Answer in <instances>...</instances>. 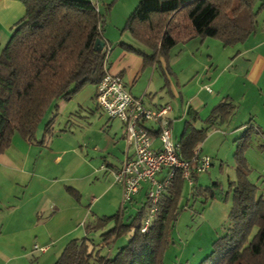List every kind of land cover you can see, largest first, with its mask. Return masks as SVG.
<instances>
[{
  "label": "trees",
  "instance_id": "1",
  "mask_svg": "<svg viewBox=\"0 0 264 264\" xmlns=\"http://www.w3.org/2000/svg\"><path fill=\"white\" fill-rule=\"evenodd\" d=\"M21 3L24 15L13 26L0 53V155L10 147L15 135L34 142L37 128L51 107L55 110L58 101L71 99L87 85L96 86L104 70H108L105 55L110 47L94 49L95 41L102 40L104 20L92 2ZM262 6L258 0H139L121 33H127L140 48L122 43L121 47L142 56L144 64L151 65L158 59L166 63L174 46L193 39L215 38L223 47L243 44L255 33ZM235 111L236 105L228 97L204 118L188 111L178 141L179 158L191 169L189 197L202 198V209L213 200L231 199L222 235L213 241L210 253L200 264H264V180L262 188L247 181L249 169L244 158L251 133L264 137V129L259 130L249 121L236 138L235 181H230L225 194L215 182L205 187L199 185V173L194 169L199 145L207 131L225 123ZM53 118L44 125L45 134L52 132ZM197 122L206 126L197 128ZM184 182L177 172L160 194L143 233L140 230L150 209L146 194L125 223L126 206L120 205L117 214L87 224L85 235L68 241L53 264H163L162 252L179 214L178 199ZM216 190L221 192L220 196ZM96 231L101 232L97 245L89 238ZM129 234L127 243L114 256L101 254L120 236Z\"/></svg>",
  "mask_w": 264,
  "mask_h": 264
},
{
  "label": "crops",
  "instance_id": "2",
  "mask_svg": "<svg viewBox=\"0 0 264 264\" xmlns=\"http://www.w3.org/2000/svg\"><path fill=\"white\" fill-rule=\"evenodd\" d=\"M258 3L263 6L257 15V29L242 44L241 50L236 55L241 60L248 57L252 62L251 67L257 70L259 76L261 72H264V0H258ZM23 15L24 7L21 0H0V53L9 40L13 26ZM129 38L130 36L126 37L124 33H121V27L118 25L110 24L102 30L104 46L110 47L108 71L111 74L119 75L126 89L134 97H141L146 108L170 105L167 102L153 104L149 101L150 97L147 94L155 71L158 72L164 87L168 86V78L171 74L169 63L172 60L170 53L166 63L162 59H158V62L154 60L151 65H145L142 56L128 52L121 47V43L135 47L134 41ZM191 41L195 42L193 44L198 47L205 43V39ZM189 42L183 44V49H186ZM254 76L256 79L255 74ZM145 77H149V82L147 88L144 89L142 83ZM95 88L96 86H86L71 99L58 101L56 111L52 110L51 112V116H54L51 131L58 121L56 116L59 114L65 122L72 115L89 110L91 103L98 109L94 100ZM226 97L231 99L227 94L218 103ZM200 105V101L196 97L189 99L184 112L185 120L187 112L190 110L197 112L200 116L197 110ZM172 113L173 108L170 114L171 118ZM108 120L114 119L108 118ZM249 121L259 130L264 129V126L260 127L253 122L252 118ZM117 122L119 124H106L105 127L109 131L107 130L108 132L106 131L101 136L102 140L105 136V143L100 150L101 155L104 154L101 158L103 161L100 171H95L90 162H87L86 155L77 152L76 146L66 148L67 140L64 133L50 136L51 133L45 134L42 129L39 136L35 137L34 142L24 140L17 135L13 136L10 147L0 155V237L6 239L0 244V253H6V249L12 247H20L21 250L31 247V253L41 254L40 262L50 264L68 241L78 239L81 235L84 236L86 225L95 221L100 213H105L101 211L100 204L104 198L107 199L110 207L118 205V209L120 208L118 203L121 202V192L112 184L108 171L118 168L125 154L130 156L131 151L127 148L124 151L120 150V141L124 140V135L122 124ZM198 123L200 122L195 123L197 128ZM246 123L233 128L234 131L236 129L244 131ZM151 126L147 125V127ZM179 137L172 136V139L178 142ZM260 137L264 141V137ZM38 142L41 143L37 144ZM153 148H158L156 138L153 140ZM260 152L264 153V145L261 146ZM70 158H78L79 163H82V166H87L88 171L79 173V168H69L68 160ZM101 173V178L96 177ZM197 183L199 184L198 180ZM86 185L90 188L89 193H96V197L88 198L86 196ZM143 185L145 184L141 185L139 193L141 189L146 191V185ZM230 200V197L226 202L216 199L205 206L202 217L207 219L214 229L217 230L227 221ZM96 205H99V210L92 211ZM28 237L32 240L26 241L25 239ZM34 245L44 247L46 251L33 250ZM19 257L26 258V252H20L19 256H3V259L5 263L9 264Z\"/></svg>",
  "mask_w": 264,
  "mask_h": 264
},
{
  "label": "rangeland",
  "instance_id": "3",
  "mask_svg": "<svg viewBox=\"0 0 264 264\" xmlns=\"http://www.w3.org/2000/svg\"><path fill=\"white\" fill-rule=\"evenodd\" d=\"M137 2L138 0H97L98 9L104 20L103 29L110 24L118 25L122 29L126 18L133 11ZM124 35L129 37L126 33ZM196 41L199 42L200 40ZM190 42L186 49H183V44H178L169 52L172 60L169 63L171 74L168 78V86L164 87L158 72L155 71L147 94L150 97L149 101L153 104L167 102L172 106L171 135L176 137H179L181 133L182 124L186 118L184 112L189 99L196 97L200 101L201 105L197 110L200 116L204 117L222 97L227 94L231 97V101L236 105L234 115L225 123L207 131L206 137L199 145L200 152L198 155L210 160L209 168L198 174L199 185L205 187L215 182L221 188L222 194H225L228 191L230 181H235L236 164L233 156L235 140L243 131L242 129L234 131L233 128L248 122L250 118L258 126H264V72L258 76L257 70L251 67L252 62L249 61L248 57L242 60L237 57L236 54L241 50L242 44L223 47L215 38H206L205 43L199 47L193 44L195 42ZM138 48L140 47L138 46ZM254 74L256 79L255 76L253 77ZM148 80L149 77H145L143 80L144 89L148 86ZM205 87H209L210 92H207ZM52 109L51 107L46 112L39 124L35 133L36 138L46 122L52 117ZM56 117L58 121L54 124L50 136L64 133L67 140L65 142L66 148L76 146L77 152L86 155L87 162H90L95 171H100L103 161L101 158L104 156V154L101 155L100 150L105 143V136L103 140L101 136L108 130L105 127L106 124L119 123L116 120L109 121L108 117L96 109L93 103H91L89 110L72 115L68 121L63 122L60 114ZM197 126L200 128L206 125L198 123ZM263 142L259 134L252 132L250 146L244 151V158L249 169L247 181L257 188H262L264 180V153L260 152L261 146L264 145ZM119 146L120 150L124 151L126 142L120 141ZM68 162L69 168L77 167L79 173L88 171L87 166H82L83 164L79 163L78 158H70ZM100 176L102 173L99 176L96 175V177L101 178ZM110 178L112 184L118 189L119 187L114 184L111 175ZM145 187L147 188V186ZM89 189V186L86 185V196L88 198L96 197L97 194L89 193ZM189 189L188 184L184 182L178 199L179 214L173 228L168 232V244L162 252L163 264H200L210 253L213 241L222 235V226L227 223H223L217 230L214 229L211 223L202 217L204 210L201 206L202 198L189 197ZM216 192L220 196L221 192L219 190ZM145 193L146 191L141 189L140 193L134 196L133 202L125 205L124 223L127 221L128 215L133 216L135 214L136 209L144 199ZM106 200L104 198L100 202L101 211L105 213H100L98 218L115 215L119 210L118 205L110 207ZM98 207L99 205H96L92 211L99 210ZM100 233V231H96L89 234V238L93 240L95 245L101 241ZM129 236L130 234L120 236L109 249H102L101 254H108L109 257L114 256L117 250L127 243ZM82 237L83 235L78 239ZM4 240L6 241L0 237V244ZM25 240L31 241L32 238L28 237ZM30 251L31 247H25L24 250H21L20 247L6 249V253H0V264H8L5 263L3 256H19L20 252H26V258L19 257L9 264H45L39 260L41 254ZM57 257L50 264H53Z\"/></svg>",
  "mask_w": 264,
  "mask_h": 264
},
{
  "label": "built area",
  "instance_id": "4",
  "mask_svg": "<svg viewBox=\"0 0 264 264\" xmlns=\"http://www.w3.org/2000/svg\"><path fill=\"white\" fill-rule=\"evenodd\" d=\"M98 11L97 0H89ZM108 57L106 49L105 61ZM210 92L209 87H205ZM95 104L109 119L119 121L123 126V139L131 155L125 154L120 166L109 171L112 180L121 192V206L131 203L138 194L141 185L146 184V197L150 201L148 217L140 230L143 233L154 213V205L160 194L179 172L190 186V165L179 158V143L171 136L172 108L165 104L155 108H146L141 97H134L124 86L119 75L104 70V74L95 88ZM147 125H152L147 127ZM158 148H153V140ZM210 166L207 157H197L194 161L196 173L206 171ZM33 250L45 252L46 248L33 246Z\"/></svg>",
  "mask_w": 264,
  "mask_h": 264
},
{
  "label": "water",
  "instance_id": "5",
  "mask_svg": "<svg viewBox=\"0 0 264 264\" xmlns=\"http://www.w3.org/2000/svg\"><path fill=\"white\" fill-rule=\"evenodd\" d=\"M104 47V42L102 40H96L94 43V49L97 51H101Z\"/></svg>",
  "mask_w": 264,
  "mask_h": 264
}]
</instances>
